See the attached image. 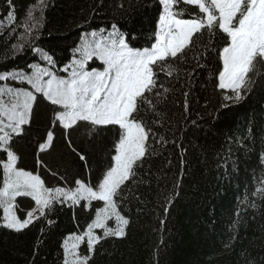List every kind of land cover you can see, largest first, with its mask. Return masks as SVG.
<instances>
[{
	"label": "trees",
	"instance_id": "obj_1",
	"mask_svg": "<svg viewBox=\"0 0 264 264\" xmlns=\"http://www.w3.org/2000/svg\"><path fill=\"white\" fill-rule=\"evenodd\" d=\"M13 3L19 25L36 0ZM8 10L6 0H0V20L5 24ZM44 16L35 45L62 65L70 60L82 32L110 29L112 23L136 36L134 46H148L157 5L156 0H47ZM16 25L11 35L10 28H0V72L26 69L39 59L29 47L31 41L24 43L22 51L13 48L24 31ZM195 55L196 50L190 52L187 62L179 65L178 76L160 75V82L171 89L168 102L159 106L166 117L162 126L152 124L151 112L146 120L166 143L153 144L152 154L137 172L139 182L130 183L125 191L122 211L130 219L126 236L102 241L90 264H264V199L252 196L264 176L260 164L264 83H257L241 101L221 108V93L215 87L216 53L201 60L202 68L196 67ZM184 92L189 93L187 113L182 107ZM36 112L27 135L16 142L19 166L38 170L48 186L63 185L60 176L69 184L74 178L95 182L107 163L114 130L100 129L89 136L81 126L71 132L86 166L56 129L53 147L39 154L58 173L53 176L36 165V141L43 137L51 113L43 104ZM246 194L256 207L243 203ZM18 202L22 208L32 206L30 198ZM90 218L82 207L57 205L47 219L20 233L0 227V264H62L65 235L82 230ZM81 251H86L83 245Z\"/></svg>",
	"mask_w": 264,
	"mask_h": 264
},
{
	"label": "snow or ice",
	"instance_id": "obj_2",
	"mask_svg": "<svg viewBox=\"0 0 264 264\" xmlns=\"http://www.w3.org/2000/svg\"><path fill=\"white\" fill-rule=\"evenodd\" d=\"M6 3L7 24L0 20V28H10L11 35L16 31V6L13 0ZM156 5L157 19L148 46H134L136 36L112 23L110 29L82 32L70 60L62 65L35 45L44 25L47 0H36L16 25L24 31L13 48L22 51L24 43L31 41L29 47L39 59L27 64V70L0 72V227L20 233L47 219L57 205L84 208L90 221L63 239L62 264H90L102 241L126 236L130 219L122 211L125 191L130 183L139 182L137 172L152 154L153 144L166 143L146 120L151 112L155 117L152 124L162 126L166 117L159 106L168 102L171 89L160 82L161 74L178 76L179 65L186 63L194 50L196 67L202 68L201 60L215 52V87L221 93V108L241 101L257 83H264V0H156ZM95 61L101 62L102 70L90 67ZM188 95L183 93L185 113ZM41 104L51 115L43 137L36 141V165L53 176L58 173L48 168L39 154L53 147L56 129L85 165L86 157L74 147L71 132L81 126L89 136L100 129L114 130L107 163L95 182L74 178L69 184L60 176L63 185L48 186L38 170L19 166L16 142L27 135ZM260 164L264 166V153ZM257 184L252 196L264 199V176ZM18 198H30L32 206L22 208ZM243 203L256 207L247 194Z\"/></svg>",
	"mask_w": 264,
	"mask_h": 264
},
{
	"label": "rangeland",
	"instance_id": "obj_3",
	"mask_svg": "<svg viewBox=\"0 0 264 264\" xmlns=\"http://www.w3.org/2000/svg\"><path fill=\"white\" fill-rule=\"evenodd\" d=\"M97 63H98V65H92L91 67H97L98 69H100V70H102V64H101V62H99V61H97ZM17 69V68H16ZM25 70H27V69H25ZM7 83V82H6ZM10 85H12V86H16V87H19V86H23V87H27V85H13V84H10ZM0 217H2V215H3V210L2 209H0ZM68 235V234H67ZM67 235H65V237L67 236ZM64 237V238H65Z\"/></svg>",
	"mask_w": 264,
	"mask_h": 264
}]
</instances>
